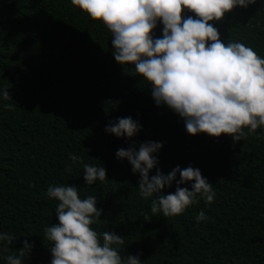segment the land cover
I'll return each instance as SVG.
<instances>
[{
	"label": "trees",
	"instance_id": "trees-1",
	"mask_svg": "<svg viewBox=\"0 0 264 264\" xmlns=\"http://www.w3.org/2000/svg\"><path fill=\"white\" fill-rule=\"evenodd\" d=\"M209 23L225 44L240 42L264 58V0ZM161 30L158 24L154 35ZM0 89L11 99L0 100V232L14 237L0 243V264L26 239L34 247L24 264H50L44 229L58 222V201L46 195L50 185H74L81 199L96 196L102 212L90 227L124 237L121 255L139 253L143 264H264V128L236 142L225 134H187L178 115L154 105L134 66L114 61L102 21L70 0H0ZM118 117H131L140 131L130 139L105 133ZM146 141L162 144L161 173L198 168L213 185L214 201L153 216L156 196L142 198L138 173L115 158L117 149ZM85 163L103 166L106 180L86 185ZM180 187L190 190V182ZM175 188L173 182L161 194ZM201 210L209 219L197 222Z\"/></svg>",
	"mask_w": 264,
	"mask_h": 264
},
{
	"label": "clouds",
	"instance_id": "clouds-1",
	"mask_svg": "<svg viewBox=\"0 0 264 264\" xmlns=\"http://www.w3.org/2000/svg\"><path fill=\"white\" fill-rule=\"evenodd\" d=\"M73 6L99 20L111 33L112 56L119 65L130 64L150 85V96L157 107L164 106L178 115L187 134L210 137L230 136L243 140L258 127L264 128V58L240 42L224 43L218 29L209 21H220L234 8H247L255 0H70ZM182 11L185 15L182 16ZM193 13L194 15H188ZM162 26L161 35L153 30ZM0 100H11L7 89H0ZM11 110V104H4ZM141 126L131 117L117 118L105 133L130 139ZM247 128V133L245 132ZM160 142L146 141L138 149L120 148L117 160H127L133 174L139 175L142 198H151L153 216H177L202 199L214 201L213 185L198 168L175 166L166 175L156 167ZM75 163L80 157L70 155ZM156 169L149 176L150 170ZM66 171L71 172L68 167ZM177 174L179 178L177 179ZM86 185L106 180L104 167L83 164ZM175 182L174 192L161 190ZM190 182V190L180 187ZM46 195L58 201L56 224L46 226L44 237L52 242L50 264H143L136 255L122 256L124 237L114 232L97 233L90 225L97 222L101 209L96 196L81 199L77 187L49 186ZM197 222L209 219L203 210ZM14 237L0 232V243L10 245ZM34 247L27 239L16 255L4 257L5 264H24ZM7 247L3 251H8Z\"/></svg>",
	"mask_w": 264,
	"mask_h": 264
}]
</instances>
